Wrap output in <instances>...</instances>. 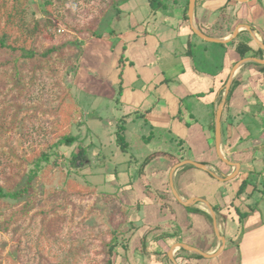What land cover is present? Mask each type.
Masks as SVG:
<instances>
[{
	"label": "rangeland",
	"instance_id": "374dc122",
	"mask_svg": "<svg viewBox=\"0 0 264 264\" xmlns=\"http://www.w3.org/2000/svg\"><path fill=\"white\" fill-rule=\"evenodd\" d=\"M110 3L111 0H60L56 10L59 16L52 19V26L47 29L49 37L44 41L47 44L56 43L65 38L82 40L77 45L73 44L72 49L69 50V64L65 66L62 75L70 90L69 99L74 104L71 119L73 123L70 124L69 130L77 137V141L69 146H60V164L46 177L40 179L35 184L34 190L37 198L35 208L49 209L56 204L54 191L60 189L67 174L73 175L77 181L86 186L84 193L74 201L73 225L69 223L63 227L59 225V230H54L50 226L43 227L41 230L32 227L27 230V235H24L22 233L23 224L17 223L7 233L0 232V264H59L66 258L69 259L70 264H103L104 254L100 251L101 243L112 237L113 225L122 218H125L121 223L122 228H125L131 220L136 224H143L142 213L138 212L137 216V210L133 206L138 199L144 198V203L146 202L145 191L148 194L156 192L155 189H147L146 180H140L138 169L144 158L157 150H169V147L175 149L177 144L174 136L177 134L180 135V139L183 137L187 140L182 139L181 146L184 145V156L188 159H196V150L190 146L192 140L190 134L194 133L195 123L198 124L196 126L198 128L204 124V117L201 118L199 114L202 111L201 107H205L207 103L202 99L197 100L192 95L197 85L184 84L183 79L184 76L188 77L193 69L198 81L202 77L199 72H219L220 58L219 55L214 54L216 48L219 49V47L217 44L205 41V44L210 47L208 50L204 52V49L197 48L193 41L199 42L198 36L187 29L184 23L178 24L174 18L178 15V9L175 8L168 10L169 12H165L164 9H157L153 14L150 11L147 12L146 17L149 18L146 28L154 33L155 39L157 38L159 42L158 49L153 48V41L150 44H144V26L140 28L144 15L141 8L145 10L146 6L149 10L146 0H127L119 5L117 13L111 10ZM41 8L40 0H30L27 18L42 19ZM68 8H70L69 11H67ZM103 8H105L104 16L99 18L98 24L94 27L99 36L88 33L82 35L68 28L67 25L87 24L90 26V20L99 15ZM165 13L173 17L169 19V25L162 24ZM241 13L240 11L239 15ZM221 24H223L222 20L218 19L216 25ZM230 24L232 20H229L228 25ZM154 26H156L155 29ZM181 26L184 29L186 27L191 44L186 41L187 33L180 30ZM162 37H166V40ZM186 51L190 55L184 60L180 56ZM120 54H122L121 65L114 67L115 63L119 62ZM127 56L131 59L133 57V65L139 69L138 71H131L126 61ZM190 67L192 68L189 69ZM218 68L220 69L217 71ZM162 74L170 77L165 84H156L159 78L145 80V78H153ZM145 82L148 85L147 92L152 94L151 97L156 100H154L156 109L151 114H157L156 117L162 115L160 109L167 105L163 99L167 89L169 93L171 91L177 96L178 109L175 113L179 111L176 116L180 117L177 118L179 121H182L173 122L177 126L174 130L173 123L165 124V126L159 124L151 126L150 121L159 123L163 118L154 120L147 118V115L139 116V118L130 116L123 126L126 150H122L116 142L117 122L125 117V114L131 113L132 115L135 109L145 110L139 107L136 96L131 100L128 99L133 93H138L140 86ZM119 84L121 85L120 93H118ZM34 93L36 95L38 91ZM222 94L223 88L221 87L220 94L216 97V104H220L218 102L221 101ZM244 118L239 115L237 120ZM39 122L48 129L51 127L47 116H39ZM249 129L253 131L252 126ZM19 132L20 130L14 133L7 132L0 137V140L9 143L17 152L25 154L45 142L46 137L41 131L37 134L31 132L27 138L19 137ZM196 134L197 131H195V136ZM249 143L250 138L242 141L235 149L238 148L241 151L247 148ZM77 144L89 147L92 152L90 154L92 161L76 170L68 167L67 158ZM99 149L102 150L104 158L96 159L94 155ZM250 149L256 150L257 147L251 146ZM227 156L231 157L229 154ZM154 157L155 155L145 163V166L149 163L157 164L158 160H152ZM255 163L261 166L259 172L263 168L261 176L264 181V156L261 155ZM4 172L7 173L8 168H5ZM114 172H116L115 175H113ZM261 176L258 177L259 181H261ZM152 185L156 189L170 191L166 178L160 179L157 183L153 182ZM243 195L244 198L241 197V200L244 199V202L240 205L242 212L240 217H243L244 225L241 226V224L235 233L238 244L233 246L238 249L234 259L236 263L241 261L242 264L250 255L254 256L251 248L257 245L253 244V240H256L255 235H264V198H260L263 192L254 190L252 195L247 193ZM170 199L173 200V198ZM246 204H249L251 208ZM141 208L143 209V206ZM124 212L128 213L124 216ZM164 213L160 210L156 211L155 219H161ZM165 216L168 217V215ZM55 217H59L58 212ZM257 225L263 226L257 230ZM137 242V235L135 233L130 235L126 257L123 255L125 251L119 248L120 264H136L133 256ZM15 244L18 245L19 251L13 249ZM258 253L257 250L256 254ZM210 264H215V261H211Z\"/></svg>",
	"mask_w": 264,
	"mask_h": 264
},
{
	"label": "crops",
	"instance_id": "0c3cea01",
	"mask_svg": "<svg viewBox=\"0 0 264 264\" xmlns=\"http://www.w3.org/2000/svg\"><path fill=\"white\" fill-rule=\"evenodd\" d=\"M184 6L185 0H180L177 5L164 10L167 12L175 8L178 9V15L174 17L175 20H177L178 24L184 23V25H187V29L194 33L187 15L188 5L186 11L187 19L184 17ZM141 11L144 13L141 21L142 25H140V28L144 26V44H150L153 41V48L158 49V39H155L154 33L148 31L146 28L149 18L146 17V15L147 12L149 13V10H147L145 6V10L141 8ZM240 11L242 12L241 15H239ZM140 18H142V16H140ZM172 18L171 15L165 13L162 24L169 25V19ZM218 19L223 22V30L214 31L215 34L212 37L227 38L234 32L235 28L240 27L235 37L240 34V39L245 40L249 46V50L241 57L235 49L236 43L233 42L235 37L223 43L212 42L219 47V49L216 48L217 50H215L214 54L219 55L220 60L218 63L222 70L218 68L217 71L219 69L220 71L217 73L199 72L200 77L202 76L200 81L196 78L194 69L188 77L184 76V84L197 85L196 88L193 89L192 95H194L197 100L202 99L207 103L205 107H201L202 111L199 114L201 118L204 117V124L198 128L196 127L198 124L195 123L194 133L190 134L192 136L190 146L196 150V159L190 160L203 164L205 168H199L192 164H185L192 165V167L182 169L183 165L182 167L175 168L171 179V170L176 163L172 164V159L162 154H157L152 159L154 161L158 160L157 164L149 163L144 166L143 172L140 174V180H146L148 186H152L153 189L159 191L158 193L164 196L168 204L159 207L160 205L150 202V200L149 202H145L143 209L141 207L137 209V216L138 212L142 213L141 221L145 223L137 224L136 235L138 242L133 256V261L136 264H173V261L168 256V252L174 244L178 243H185L207 253L216 252L220 247L221 250L214 256L204 257L178 244L172 249V257L177 264H210L211 261H215V264H242L241 261L236 263L234 255L238 253V249L235 247L233 248V246L235 244L237 246L238 244L235 233L238 231L241 224V226L244 225V223H242V218H240L235 208L237 205H242L244 199L241 201V197L244 198V195L240 198L236 197V192L241 180L245 179L247 174L251 171L256 172V175L252 179V181H256V187L261 188L264 186L263 176H261L263 168L259 172L261 166L259 167L255 163V160L261 158V155L262 157L264 156L263 150L258 147L264 142V0H248L245 2H239L237 0H202L200 4L197 6L195 5L193 25L196 28L200 26L206 33L212 32V29H217L215 20ZM229 20H232V24H230L231 30L225 29ZM242 24L247 25L248 28L240 26ZM183 26H181L180 30L186 34V27L184 29ZM155 28L156 26H154V29ZM188 35L187 33L186 41L191 44ZM198 38L199 42L195 40L193 43H195L197 48L204 49L203 51L205 52L210 47L205 44V40L201 39L199 36ZM162 39L166 40V37H162ZM167 54L170 55V53ZM189 55L190 54L186 51L180 57L186 60ZM120 57H122V54L118 56L119 62L118 64L115 63L114 67L117 65L119 66V64L121 65ZM132 60L133 57L132 59L128 56L126 57V61L132 69L130 70L136 72L139 69L133 65ZM191 68L192 67L189 69ZM230 76V85L235 79L237 84L234 86L229 96L228 107L225 109L223 108L221 113V151L228 160L237 163L238 167L223 162L217 156L214 143L213 126L215 112L221 104L225 85ZM157 78L159 79L156 84L162 85L165 84L170 77L162 74L153 78H145V80H155ZM146 84L145 82V84L140 86L139 94L133 93L128 99L131 100L136 96L139 107L145 109L142 110L145 111L143 117L147 115V118H152L154 120L163 118V120L160 121L162 122L161 124L160 122L157 123L154 121V123L150 121L151 126H157V124L165 126V124L169 125L174 121L176 123L177 121L181 122L182 120L179 121L177 119L180 117L176 116L179 111L175 113L178 109L177 96L175 93L172 94L171 91L169 93L167 89L165 90V97H163L167 105L160 109L162 115L156 117L157 114H151L152 111L156 109V103L154 102L155 99L151 97L152 94L147 92L148 85ZM221 87L223 88L221 101L218 102L220 104H216V97L220 94ZM239 115L245 118L243 120H237ZM246 120H248V122H246ZM176 123H173L174 130L177 128ZM251 126L253 127L252 132L251 129H249ZM195 131H197L196 136ZM176 136L180 137V135L177 134L175 137ZM181 138L186 140L183 137ZM249 138L250 143L247 145V148H243L241 151L238 148L235 149L242 141H246ZM251 146H255L257 149L251 150ZM169 149L172 148L169 147ZM228 154L231 156L230 158L227 156ZM252 157L254 158L252 159ZM185 159L188 158L185 157ZM260 164L262 165V162H260ZM228 176L229 178H226ZM260 176L261 181L258 179ZM162 178L167 179L170 191L156 189V187L152 185L153 182L157 183ZM171 181L173 188L182 200L194 199L186 205L178 201L173 194L170 184ZM152 194L155 195L156 193ZM170 198H173V200ZM195 198H200L201 200ZM146 200H148V198H146ZM206 201L214 211L215 222L205 203ZM158 210H160L161 213L166 212L167 214H164L168 215V217L162 215L163 217L161 219H155L156 211ZM207 214L210 218H208ZM260 220H262V218H260ZM238 223L239 225L237 226ZM140 225L141 227H139ZM263 225H257V230ZM167 232L169 233L168 235H166ZM161 233H164L166 236H160ZM255 236L256 240H253V244L256 243L257 245L251 248V253L253 252L254 256L250 255L247 260L243 261V264H264V255H261L264 254V235L260 234ZM220 237H223L224 241ZM142 238L146 239L147 252H141L140 250ZM257 250L259 252L258 254H256ZM161 251L165 252V254L160 253ZM259 255L261 256L259 257Z\"/></svg>",
	"mask_w": 264,
	"mask_h": 264
},
{
	"label": "trees",
	"instance_id": "16d2710c",
	"mask_svg": "<svg viewBox=\"0 0 264 264\" xmlns=\"http://www.w3.org/2000/svg\"><path fill=\"white\" fill-rule=\"evenodd\" d=\"M59 1L40 0L42 19H29L27 12L30 8V0H0V137L7 132L14 133L17 130H20L19 137L27 138L29 133L37 134L40 131L46 137L42 145L34 147L28 154L19 153L9 143L0 140V232L7 233L17 223L23 224L22 233L24 235H27V230L32 227L41 230L43 227L50 226L54 230H59V225L62 227L66 223L73 225L74 201L87 188L73 175L67 174L60 189L54 191L56 204L49 209L35 208L37 205L35 184L60 164V146H69L77 141V137L69 130L70 124L73 123L71 119L74 104L69 99L70 90L62 75L65 66L69 64V50L72 49L73 44L77 45L82 40L65 38L56 43H44L49 37L47 29L52 26V19L59 16V12H56ZM126 1L111 0L109 4L111 10L119 12V5ZM179 2L180 0H146V5L153 14L157 9H168ZM201 2L202 0H196L195 5ZM187 5L188 0H185V19H187ZM69 10L70 8L67 9ZM104 13L105 8L90 20V26L87 24L67 26L71 31L79 34L88 33L97 37L99 33L94 30V27L98 24L99 18H103ZM216 27L217 29H212L209 33H206L200 26L198 28L206 35L213 36L214 31L223 30V24L216 25ZM225 29L231 30L230 25H227ZM239 35L233 39V42L236 43L235 49L243 57L249 50V46L245 40L240 39ZM119 59L121 62L122 57ZM236 84L235 79L230 85L224 109L228 107L229 96ZM118 87V93H120L121 85L119 84ZM35 91H38V94L35 95ZM133 112L132 115L131 113L125 114V117L117 122L116 142L122 150H126V142L123 139L125 120H128L130 116H144V111L139 109ZM39 116L49 118L51 124L49 129L40 124ZM175 143L177 144L175 149L157 150L148 154L141 163L138 173L142 174L145 163L157 154L170 157L172 164L185 159L184 145L181 146L182 139L176 136ZM259 147L264 151V142ZM91 153L87 145L77 144L67 158L68 167L77 170L88 165L92 161ZM94 157L104 158L102 150H97ZM190 167L192 165H184L182 169ZM5 168H8L7 173L4 172ZM115 174L116 172L113 175ZM255 175L256 172L251 171L245 179L241 180L236 197L240 198L246 193L251 195L254 190H259L264 195V186L257 188L256 181H252ZM148 188L153 189L152 186ZM145 192L147 202L151 200L150 202L157 203L159 207L168 204L164 196L158 193L159 191L156 190L154 196L152 193ZM263 195L260 198H263ZM144 204V198L138 199L133 207L137 210ZM235 208L240 216L242 214L240 206L237 205ZM57 212L58 218L55 217ZM126 213L124 212V216ZM207 216L210 218L208 214ZM124 219L122 218L113 225L112 237L101 243L100 251L104 254L103 264H120L119 248H122L125 251L123 255L127 256V243L130 235L136 234L137 224L131 220L125 228H122L121 223ZM168 234L167 232L166 235ZM166 235L160 234V236ZM141 240L140 250L147 252L146 239ZM13 249L18 250V245L15 244ZM160 253L165 254L163 251ZM59 264H70V261L66 258Z\"/></svg>",
	"mask_w": 264,
	"mask_h": 264
},
{
	"label": "water",
	"instance_id": "95a60500",
	"mask_svg": "<svg viewBox=\"0 0 264 264\" xmlns=\"http://www.w3.org/2000/svg\"><path fill=\"white\" fill-rule=\"evenodd\" d=\"M195 1L196 0H188V11H187V15H188V18H189V22L192 25V30H193V32L197 36H199L201 39H203L205 41H208V42L223 43V42H227L228 40H232L237 35V33L240 30V27L235 28L234 32L229 37H227V38H219V37L208 36V35L204 34L203 32H201L198 28H196L193 25V15H194ZM237 1H239V2H245V1H248V0H237ZM240 26H245L246 28H248L247 25H243L242 24ZM230 81H231V76L228 79V81L226 82L225 91H224V95H223L221 104L219 105V107L217 108V110L215 112V118H214V143H215V149H216L217 156L223 162H225L226 164L235 165L236 167H238V164L237 163H233L230 160H228L223 155V152L221 151V113H222V109H223V106H224V103H225V99H226V96H227V93H228V90H229V87H230ZM185 164H192V165L197 166L199 168H205L204 165L201 164V163H199V162H195V161L190 160V159H183V160L179 161L178 163H176L172 167L171 174H170V178L172 179V173H173V171H174L175 168L182 167ZM226 178H229V176L226 177ZM170 184L172 186L173 194L175 195V197L177 198V200L180 201L181 203H183V204L186 205V204H189V202H191L194 199V198H192V199L182 200L178 196V194L175 191V189L173 188L172 181L170 182ZM195 199L201 200L200 198H195ZM205 203H206V205H207V207H208V209L210 211V214H211V216H212V218H213V220L215 222V215H214V211H213L212 207L209 205V203L207 201ZM220 238L224 241V238L223 237H220ZM178 244H179V246H182V247L186 248L187 250L195 251V252L199 253L200 255H202L204 257L214 256L215 254H217L221 250V247H220L219 250L216 251V252L207 253V252H202L201 250H199V249H197V248H195L193 246H189V245H187L185 243H178ZM178 244H174V246H177ZM174 246H172L171 250H169L168 256L173 261V264H177L176 261L172 257V249L174 248Z\"/></svg>",
	"mask_w": 264,
	"mask_h": 264
}]
</instances>
